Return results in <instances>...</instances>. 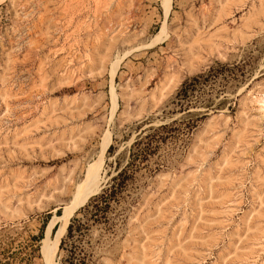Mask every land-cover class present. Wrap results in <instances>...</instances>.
Returning <instances> with one entry per match:
<instances>
[{
    "label": "rangeland",
    "instance_id": "374dc122",
    "mask_svg": "<svg viewBox=\"0 0 264 264\" xmlns=\"http://www.w3.org/2000/svg\"><path fill=\"white\" fill-rule=\"evenodd\" d=\"M168 5L0 0V264H46L94 160L55 263L264 264V0Z\"/></svg>",
    "mask_w": 264,
    "mask_h": 264
},
{
    "label": "bare ground",
    "instance_id": "6f19581e",
    "mask_svg": "<svg viewBox=\"0 0 264 264\" xmlns=\"http://www.w3.org/2000/svg\"><path fill=\"white\" fill-rule=\"evenodd\" d=\"M162 1L164 11L167 12L169 0ZM108 141V136L102 135L99 148L100 154L107 147ZM99 162L100 160H94L86 165L82 178L74 184L73 191L70 197L61 205L59 214L55 213L48 219L41 245L42 256L46 264H57L53 261V256L71 215L99 190L102 182L99 174Z\"/></svg>",
    "mask_w": 264,
    "mask_h": 264
},
{
    "label": "trees",
    "instance_id": "16d2710c",
    "mask_svg": "<svg viewBox=\"0 0 264 264\" xmlns=\"http://www.w3.org/2000/svg\"><path fill=\"white\" fill-rule=\"evenodd\" d=\"M124 170L120 169L113 177L110 178L109 185L101 190L100 193L93 196L92 199L89 200L90 207L92 208V216L96 218L95 216L104 215L106 208L108 207L109 201L113 200L117 197L119 191L121 190L123 184H124ZM59 214V211L57 212ZM48 215L46 217V221L48 219ZM75 220V217L71 218V222L67 225L66 231L67 235L71 234L73 231L72 227V221ZM45 221V222H46ZM44 222V223H45ZM43 223V224H44ZM40 227V233L37 235V239H40L42 237V228ZM63 239L59 243V248H62ZM62 264V263H61Z\"/></svg>",
    "mask_w": 264,
    "mask_h": 264
}]
</instances>
